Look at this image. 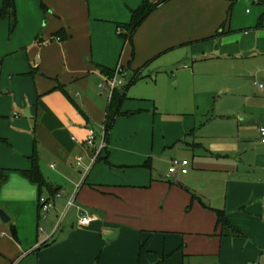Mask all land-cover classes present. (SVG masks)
Wrapping results in <instances>:
<instances>
[{
	"label": "crops",
	"instance_id": "1",
	"mask_svg": "<svg viewBox=\"0 0 264 264\" xmlns=\"http://www.w3.org/2000/svg\"><path fill=\"white\" fill-rule=\"evenodd\" d=\"M142 1L14 0V25L0 18V264H264V95L252 85L264 81V0H168L130 46L117 26ZM196 58L243 68L241 98L207 119L184 98L158 109L143 68L170 79L175 67L195 90L183 63ZM118 66L126 99L96 158L85 139L100 141L98 85ZM34 156L43 187L23 175ZM172 160L187 173L169 174ZM57 192L43 214L38 199ZM72 195L80 211L56 228Z\"/></svg>",
	"mask_w": 264,
	"mask_h": 264
},
{
	"label": "rangeland",
	"instance_id": "2",
	"mask_svg": "<svg viewBox=\"0 0 264 264\" xmlns=\"http://www.w3.org/2000/svg\"><path fill=\"white\" fill-rule=\"evenodd\" d=\"M183 64L192 69L195 68L197 76L196 79L197 81L199 80L198 82L196 81L197 85L195 86V90L193 89L194 81L191 80V78H189L188 81L185 80L184 82H182V80L172 79L171 74L173 73L174 75L175 67L170 69L165 68V71H167L170 79L160 73L164 70L156 68L158 67L157 63L154 66L151 65L147 69L143 68L144 71L141 72V77L143 78L142 80L145 81V83L153 84V87H147L145 95H147L148 99L154 101L158 109H169L171 108V104L174 100L175 102L182 101L184 98L185 102L188 100L190 104L194 103L200 108L202 115L200 119H207L208 117L221 111V109H223V105H230L231 101L235 102L236 98H241L240 93L242 92V86H239L241 85V82L239 81V84L235 85L236 83L233 82V77L236 73L243 72V68L236 67L235 65H233V69L224 68L222 63L208 59L200 60L198 58H196V61H185ZM140 71L141 68L135 70L134 75L140 73ZM157 75L158 80L155 87L154 84L156 82ZM129 80L131 82L132 79ZM204 83H209V87L210 85L211 87L209 89H205L203 87ZM223 89H227V92H223ZM70 212L71 213H69L66 218H69L73 213L72 211ZM65 219L62 221V224L65 223Z\"/></svg>",
	"mask_w": 264,
	"mask_h": 264
},
{
	"label": "trees",
	"instance_id": "3",
	"mask_svg": "<svg viewBox=\"0 0 264 264\" xmlns=\"http://www.w3.org/2000/svg\"><path fill=\"white\" fill-rule=\"evenodd\" d=\"M168 0H160L158 2H150V0H143L142 4L139 8L131 12L130 21L128 24L119 25L118 27V36L124 40L127 44L132 46V38L139 28V26L145 21V19L162 3ZM41 8L45 9L43 4H41ZM0 18L1 19H9L12 25L16 22V10L14 0H2V7L0 9ZM59 34V33H58ZM102 73L107 78L113 77V71L102 70ZM137 80V77L133 79V82ZM132 82V83H133ZM126 99V90L115 89L111 95V98L108 102V108L106 112V118L104 122V132L107 135L112 128V125L115 119L121 115V105L122 102ZM32 169L28 172H24L23 175L28 178L29 181L38 185L39 187H43L46 185L37 164L36 157H32ZM4 180V177H1V181ZM56 194V193H55ZM217 223L218 225H222L223 227H229L230 225L224 219L222 213H217Z\"/></svg>",
	"mask_w": 264,
	"mask_h": 264
},
{
	"label": "built area",
	"instance_id": "4",
	"mask_svg": "<svg viewBox=\"0 0 264 264\" xmlns=\"http://www.w3.org/2000/svg\"><path fill=\"white\" fill-rule=\"evenodd\" d=\"M254 3H259L262 0H253ZM121 73V67L118 66L114 71H113V77L112 78H107L104 83H101L98 85L99 90L106 94L108 101L111 98V95L115 89H117V78ZM252 85L256 88V90L264 95V81H253ZM258 134L260 136V143L264 145V123L261 124L258 127ZM106 137L107 135L105 134L104 130L101 134L100 141L97 144L96 143V137L95 133L93 130H88V134L85 139V145L87 148H92L95 150L94 154L95 157H99L100 153L103 152L106 148ZM81 165V160L79 159L77 162V166ZM187 167H188V161L187 160H172L171 161V166L168 170L169 174H175V173H181V174H186L187 173ZM61 192H57L53 198H43L40 197L38 199V206L40 211L45 214L52 210L54 208V201L59 200L61 198ZM264 207V206H263ZM74 210L79 212L80 207L77 205L76 202V197L75 195H72L66 200V205L64 211L61 213L58 221L56 228H59L62 221L64 218L67 216L69 211ZM82 220L88 221L89 218L86 216L81 217Z\"/></svg>",
	"mask_w": 264,
	"mask_h": 264
},
{
	"label": "water",
	"instance_id": "5",
	"mask_svg": "<svg viewBox=\"0 0 264 264\" xmlns=\"http://www.w3.org/2000/svg\"><path fill=\"white\" fill-rule=\"evenodd\" d=\"M0 219L3 222H7L8 221V218H7L6 214L1 209H0Z\"/></svg>",
	"mask_w": 264,
	"mask_h": 264
}]
</instances>
